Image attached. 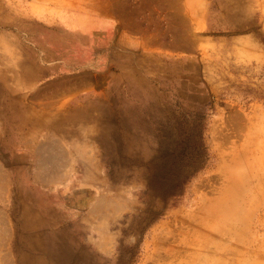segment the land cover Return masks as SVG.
<instances>
[{"label": "rangeland", "instance_id": "374dc122", "mask_svg": "<svg viewBox=\"0 0 264 264\" xmlns=\"http://www.w3.org/2000/svg\"><path fill=\"white\" fill-rule=\"evenodd\" d=\"M0 264H264V0H0Z\"/></svg>", "mask_w": 264, "mask_h": 264}, {"label": "trees", "instance_id": "16d2710c", "mask_svg": "<svg viewBox=\"0 0 264 264\" xmlns=\"http://www.w3.org/2000/svg\"><path fill=\"white\" fill-rule=\"evenodd\" d=\"M192 112L186 128V153L182 157L179 156V160L175 158L178 166L155 168V219L161 217L168 207L177 203L185 186L207 164L208 152L204 139L207 113ZM147 189H151L148 184Z\"/></svg>", "mask_w": 264, "mask_h": 264}]
</instances>
